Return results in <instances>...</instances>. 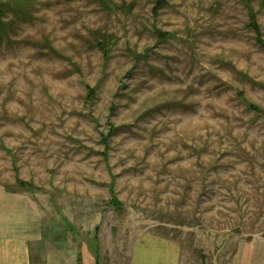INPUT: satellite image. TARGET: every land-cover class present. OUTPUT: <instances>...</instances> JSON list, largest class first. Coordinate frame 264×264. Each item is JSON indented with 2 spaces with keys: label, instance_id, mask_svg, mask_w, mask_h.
Returning <instances> with one entry per match:
<instances>
[{
  "label": "rangeland",
  "instance_id": "obj_1",
  "mask_svg": "<svg viewBox=\"0 0 264 264\" xmlns=\"http://www.w3.org/2000/svg\"><path fill=\"white\" fill-rule=\"evenodd\" d=\"M113 2L36 0L0 40V187L100 264L170 263L166 244L137 250L146 235L175 242L178 264H264V49L248 9ZM250 3L264 39V0ZM90 30L114 35L107 60ZM44 36L68 59L26 43Z\"/></svg>",
  "mask_w": 264,
  "mask_h": 264
},
{
  "label": "crops",
  "instance_id": "obj_2",
  "mask_svg": "<svg viewBox=\"0 0 264 264\" xmlns=\"http://www.w3.org/2000/svg\"><path fill=\"white\" fill-rule=\"evenodd\" d=\"M163 243L172 252L170 263L178 264V245L156 236L146 235L137 250L151 249ZM0 264H100L94 252L54 245L45 234L43 221L32 200L23 193L0 187Z\"/></svg>",
  "mask_w": 264,
  "mask_h": 264
},
{
  "label": "trees",
  "instance_id": "obj_3",
  "mask_svg": "<svg viewBox=\"0 0 264 264\" xmlns=\"http://www.w3.org/2000/svg\"><path fill=\"white\" fill-rule=\"evenodd\" d=\"M71 1V0H66ZM91 2L97 3L102 9L104 10H114L119 7L118 4L114 3L113 0H89ZM245 7L248 9V21L247 26L250 30L255 33V42L259 45L260 48L264 49V39L262 38V33L260 26L257 22L256 13L253 11L251 7L250 0H241ZM36 0H0V40L8 41L10 36V32L13 31L15 27H17L18 22H30L34 19V15L32 14V8ZM125 5V4H124ZM166 5V0H155V4L152 8L154 13ZM127 7L128 10L131 9L130 5L124 6ZM8 15L11 17L8 19ZM158 37L166 38L167 34L162 33L160 31H156ZM90 37L92 38V46L94 45L98 48L104 58L107 60L109 57V45L112 40H114L113 34L104 33L101 30H90L89 31ZM27 44H31L34 46H40L41 48H46V54L50 56H55L61 59H68L66 56L62 55L49 41L47 36H44L41 40L30 39L26 41ZM93 46V47H94ZM133 53V52H132ZM135 59H139L136 53H133ZM77 69V68H76ZM87 93H86V100H92L95 95V89L89 86H86ZM252 109L256 110L257 112H261L262 110L257 106H250ZM115 131L113 126L110 127L109 133L103 136V141L107 145V140L110 135H112ZM17 184L20 188L29 187L27 183L17 180ZM8 192L12 193H20V190L15 189H6ZM111 204L114 205L115 208H120L121 204L117 198L112 197ZM94 254L97 256V252Z\"/></svg>",
  "mask_w": 264,
  "mask_h": 264
}]
</instances>
